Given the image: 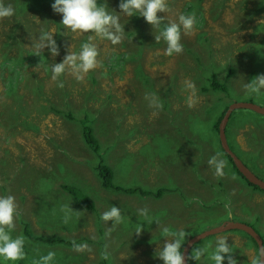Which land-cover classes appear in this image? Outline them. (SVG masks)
Wrapping results in <instances>:
<instances>
[{"label": "rangeland", "instance_id": "374dc122", "mask_svg": "<svg viewBox=\"0 0 264 264\" xmlns=\"http://www.w3.org/2000/svg\"><path fill=\"white\" fill-rule=\"evenodd\" d=\"M33 1L0 0V48L4 31L25 21L22 54L42 50L50 65L25 60L17 92L25 93L26 106L16 118L5 92L15 70L1 66L0 50V264H180L182 242L229 221L250 224L264 237V191L235 171L214 128L233 101L264 106V1L113 0L117 16L102 26L77 15V4L86 2L37 0L24 15L20 9ZM126 3L141 10L136 33ZM107 6L109 16L114 9ZM59 34V47L46 40ZM123 52L134 59L120 61ZM9 53L18 57L19 48ZM136 59L155 91L146 88ZM231 69L226 92L203 87ZM64 86L74 105L60 108L74 119L42 106ZM85 114L95 118L114 183L153 191L169 184L173 191L105 188L97 155L81 136L78 117ZM227 127L233 151L264 180V114L235 109ZM63 185L90 196L95 209L80 206ZM26 223L47 241L29 238ZM255 248L256 240L238 228L201 238L190 254L196 264H256L249 261Z\"/></svg>", "mask_w": 264, "mask_h": 264}, {"label": "trees", "instance_id": "16d2710c", "mask_svg": "<svg viewBox=\"0 0 264 264\" xmlns=\"http://www.w3.org/2000/svg\"><path fill=\"white\" fill-rule=\"evenodd\" d=\"M57 1H62V2H86L84 4H77L79 6L80 9H78V11L76 13H78L77 15H81L82 13L90 16V20L92 21V26H94L95 24H100L105 25L107 23L108 20H111L113 17H116V8L115 6H113L114 1L113 0H57ZM264 1V0H263ZM37 3V0H34L32 4H26L24 11H22L20 9V11L26 15L28 13L29 10H31L35 4ZM17 4H20V2H17ZM53 4L54 3H50L48 8L53 9ZM39 5V4H38ZM68 5V3L66 4ZM112 7L114 9V11L107 16L106 12L104 9H108V6ZM193 5L192 3H190V7L189 9H187V11H192L193 9ZM40 6V5H39ZM104 6V7H103ZM4 9V11L6 12L7 15H9V10L10 7H7V4H4L2 6ZM45 6H40L37 8H44ZM125 8L131 12L132 16H131V20L134 21V29L132 31V33H136L138 28L140 27V18L142 17L141 15V10L137 9L135 4L128 5V3L125 4ZM46 8H44L45 10ZM101 9L104 10L103 14L101 17H99L100 13H101ZM92 11H95V19L92 18ZM264 11V7L262 8V12ZM13 17H15V14L13 15ZM61 17L59 18H53L52 21H55L56 23L59 24V26L61 25ZM47 21L45 20V22H42V29H41V36L46 37L49 34V30H47V25L48 23H46ZM24 24L25 21L21 22L19 20L14 21L9 29L7 31H4V37L2 40V46L0 48V50L2 49V56H3V60L1 62V66H6L8 67V69L12 68L14 71H12L10 69V75L7 76V81H6V93L8 95V97H11L13 99V103L11 104L10 108L13 110L14 112V116L16 118H19L18 115L20 116L21 114H23L24 112L22 111L21 113H19V108L23 107L25 108L26 105H23V101H24V94L25 93H18L17 90L21 85V81H22V73L23 70L26 68V64L24 63L25 60H30L31 62H36V63H41L44 67H49L50 65L47 63L48 60V56H46L45 52L42 50H26L25 52L27 53V55H23L22 53L24 52L23 50V46H24ZM37 27V26H36ZM165 29L167 31V33L171 34L175 31L174 27H171L169 25H165ZM131 34V32H130ZM143 35V33H142ZM59 37L60 34L57 36H53V38H49L46 39L47 41L53 42L56 46L58 45V47L60 46L59 43ZM85 41V39H83V42ZM13 46L19 48V56L15 57L12 56L10 52V50L13 48ZM139 49L135 50L138 51ZM141 51V50H140ZM138 54H140V52H137ZM137 53H134L135 55H137ZM120 57V61H126L127 59H134V56H132V53H120L118 55ZM141 57V56H140ZM136 70L139 73L140 77H143L146 81H148V85H145L146 88L151 89L153 91H155V88L152 86V82L150 81L147 73H145V70L143 68V64L141 63L140 60L136 59ZM12 65V67L10 66ZM232 72V69L230 70V72L227 74L225 79H221L217 76H212L211 78H208V86H203L205 87V89L207 90H213V91H225L227 90V81L226 79L228 78V76H230V73ZM21 74V75H20ZM63 78V76H61ZM41 90V87H39ZM60 94H54V96H49V97H45V99H47L46 104H43V108L45 110V112H50V111H54L57 113H63L65 115H67L69 118L74 119L76 118L75 115L72 113V111L70 110H64L61 109L60 104L61 102L64 103V105L67 106H73L74 105V100L73 98L70 96V91L68 87L63 88V90L57 88V91ZM17 105V106H16ZM16 107V108H15ZM86 106H84L85 108ZM86 109V108H85ZM226 109H224L218 116L217 121L215 122L214 128L216 131L219 132V123L221 118L223 117L224 113H225ZM78 119L81 122L82 125V130H81V136L83 138V140L85 141L86 145H88L97 155L98 158V163L96 164V169L98 171L99 177L101 179L102 185L105 188H112L113 190H117V191H123L125 193H137V192H141V194H155L156 196H162L165 192L167 191H173L170 190L169 184L163 185L162 187H159L158 189H156L155 191H153L152 189L150 190H146L145 188H141V187H123L119 184L114 183V181H112V177H113V171L112 168L109 166V164L106 162V158L105 155L102 153L101 148H100V141L98 139V137L95 135V129L93 127V122L95 121V118L90 117L89 114H85L82 117H78ZM27 122V119H26ZM26 126L28 128H32V129H38V126L36 124H34L33 122H30L28 124H26ZM255 130L258 131V129L255 128ZM254 130V131H255ZM228 131V127H226V132ZM261 129L259 130L260 133ZM227 134V133H226ZM251 137L253 136L252 133H250ZM228 138V137H227ZM256 140L258 139H254V141L256 142ZM199 147L203 146V141L200 139L199 140ZM229 142V140H228ZM222 146V145H221ZM202 151L204 150V146L201 147ZM222 151L224 152V154L226 155V157L232 162L233 167L235 169V171L238 172L239 175L243 176V174L238 170V168L235 166L231 156L226 153L225 150H223V147H221ZM213 152L214 148L211 149ZM222 157H224L222 155V153H220ZM210 162V161H209ZM203 163V162H202ZM217 166L214 168V171L217 172ZM243 178L246 180V182L250 185H253L256 188H259L257 185L249 182L247 180V178H245V176H243ZM64 188L67 187V189L73 193L74 196V200L76 203H78L80 206H83L85 208H94L95 209V201L88 196L87 194H85L84 192H80L75 186H73V189L71 187L65 186L63 185ZM261 189V188H259ZM262 190V189H261ZM264 191V190H263ZM81 194V196L79 195ZM28 224H25V228H24V232L25 234L31 238L32 240H40V241H47L43 236H37L34 235L32 233V231L30 230V228L27 226ZM188 240V239H186ZM186 241L182 242L180 245V253L182 252V249L185 245ZM191 253V252H190ZM189 253V260H188V264H196L197 263V259L194 260V257L191 256V254ZM170 258L174 261V262H178L179 263V259L176 256L170 255ZM103 264H108L106 261L103 262Z\"/></svg>", "mask_w": 264, "mask_h": 264}, {"label": "water", "instance_id": "95a60500", "mask_svg": "<svg viewBox=\"0 0 264 264\" xmlns=\"http://www.w3.org/2000/svg\"><path fill=\"white\" fill-rule=\"evenodd\" d=\"M238 108H249L259 113L264 114V106L260 104H257L252 101H233L226 108V111L219 123V137H220L221 145L223 149L226 151V153H228L231 156L235 166L243 174V176H245V178H247L249 182L257 185L259 188L264 190V180L261 179L258 175H256V173H254L244 163V161L233 151V149L231 148L228 142V138L226 134V127H227V124H228V121L230 119L232 112ZM238 228L245 230L249 235H251L256 240L257 247L259 249V255H260V258L256 264H264V238L263 236L261 235V233H259L258 230H256L254 226L244 223V222H237V221L226 222L222 225L213 227L209 230H206L204 232H201L189 238L186 241L182 249L181 257H180V264H188L190 250L192 246L201 238L211 235V234L221 233L224 231L234 230Z\"/></svg>", "mask_w": 264, "mask_h": 264}, {"label": "flooded vegetation", "instance_id": "af4514ba", "mask_svg": "<svg viewBox=\"0 0 264 264\" xmlns=\"http://www.w3.org/2000/svg\"><path fill=\"white\" fill-rule=\"evenodd\" d=\"M241 176V175H240ZM241 177H243V176H241ZM263 190V189H262ZM264 238V237H263ZM199 241V240H198ZM256 245H257V242H256ZM256 249V248H255ZM256 251L258 252V254H256V257H257V262H258V260H259V258H260V255H259V249H256ZM256 262V263H257Z\"/></svg>", "mask_w": 264, "mask_h": 264}, {"label": "crops", "instance_id": "0c3cea01", "mask_svg": "<svg viewBox=\"0 0 264 264\" xmlns=\"http://www.w3.org/2000/svg\"><path fill=\"white\" fill-rule=\"evenodd\" d=\"M256 259H257V257H256V254H255V255H253V258H251V260H249V261L253 262V261H255Z\"/></svg>", "mask_w": 264, "mask_h": 264}]
</instances>
